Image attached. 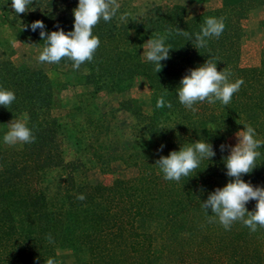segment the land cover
<instances>
[{"label":"trees","instance_id":"obj_1","mask_svg":"<svg viewBox=\"0 0 264 264\" xmlns=\"http://www.w3.org/2000/svg\"><path fill=\"white\" fill-rule=\"evenodd\" d=\"M11 2L0 0L1 16L43 48L40 29L27 27L32 22L43 21L49 33L73 30L72 10L78 0H33L30 11L19 15ZM262 2L242 0L190 17L179 4H157L134 17L120 5L110 22L101 18L93 27L100 45L93 60L81 65L87 70L85 82L93 92L123 93L137 77L145 78L151 114L136 110L130 98L121 100L119 108L133 114L139 139H156L152 150L126 152L122 142L113 144L105 136L111 129L106 113L88 116L75 135H65L54 114L55 87L48 74L17 66L0 50V88L16 97L9 108L0 106V124L22 116L35 137L18 149L0 145V264H46L48 259L65 264L57 256L61 249L84 250L83 264H264V228L251 232L237 221L225 230L218 218L209 222L211 210L201 207L210 192L233 179L224 164L230 153L220 145H227V138L244 125L253 127L255 138L264 142V51L257 65L239 63L241 21ZM121 15L126 16L123 22ZM208 17L222 18L225 29L219 38H209L207 47L196 49L179 30L193 34L194 41ZM160 36L172 49L156 73L155 65L142 58L141 48L147 39ZM208 59L218 71L231 73L229 82L244 83L227 106L197 102L192 112L179 102L176 89L189 69ZM60 63L73 62L62 58ZM160 97L172 107L157 108ZM198 140L210 143L216 155L202 160L191 177L165 180L156 160ZM67 142L79 156L65 159ZM257 151V167L241 178L263 187L264 147ZM114 162L136 168V174L124 175L114 169ZM78 194L86 199L77 200ZM256 203L249 201L247 210L254 211Z\"/></svg>","mask_w":264,"mask_h":264},{"label":"clouds","instance_id":"obj_2","mask_svg":"<svg viewBox=\"0 0 264 264\" xmlns=\"http://www.w3.org/2000/svg\"><path fill=\"white\" fill-rule=\"evenodd\" d=\"M33 0H12L11 8L14 12L24 14L30 11ZM120 5L117 0H78V6L74 8L73 30L65 32L45 30L43 21L36 20L29 26L35 32L40 29V37L45 42L42 52L37 57L40 63H59L62 58L72 61L73 70H79L81 65L93 60L94 53L100 45V40L93 35V27L103 19L110 22L117 15ZM120 21L126 20L125 15L119 17ZM225 29L223 19L208 17L201 26L200 32L194 34L184 30H179V34L194 43L196 49L205 48L208 39L219 38ZM166 37L160 36L156 39H149L143 45V57L146 62L155 65V72L161 71L163 65L161 61L170 58L169 46L165 45ZM231 73L218 71L217 64L213 59H208L203 65L189 69L188 74L180 80V86L176 89L179 102L192 112L197 111L194 104L207 101L214 104L220 101L227 106L234 93L238 92L244 83L242 79L229 82ZM16 99L13 91L0 88V106L9 108ZM172 107L170 102H166L163 97L157 99L156 107ZM237 143L235 146L220 145L223 152L227 149L230 154L224 158L227 169L226 175L231 179L223 188H216L208 194L206 200L201 202V207L212 215L208 217L209 222H218L225 230H230L234 222H241L248 227L251 232L257 230V226L264 228V187L253 186L250 182H245L241 177L250 174L256 166L255 161L260 152L258 148L264 147V142L256 139V130L244 125V130L236 134ZM5 144L14 146L16 144H31L35 137L23 121H11L9 130L3 136ZM163 145L161 146L162 150ZM216 155L213 146L207 141H195L191 146L181 147L179 151H171L168 156H160L155 165L158 166L163 178L167 181L179 182L182 177H191L190 173L196 170L200 162L204 159L211 160ZM77 200L83 201L86 197L83 194L76 196ZM255 200L254 211H248L246 204ZM50 239V238H49ZM46 264H55V261L48 259Z\"/></svg>","mask_w":264,"mask_h":264},{"label":"rangeland","instance_id":"obj_3","mask_svg":"<svg viewBox=\"0 0 264 264\" xmlns=\"http://www.w3.org/2000/svg\"><path fill=\"white\" fill-rule=\"evenodd\" d=\"M165 1V2H164ZM118 4L124 6L128 15L134 17L139 13L146 11L157 4L173 5L170 0H117ZM179 4V3H177ZM184 7L186 12V6ZM187 17L188 15L185 13ZM195 15V14H194ZM133 32V31H132ZM134 33H132L133 35ZM134 37V36H133ZM132 37V38H133ZM147 39L144 44L148 41ZM8 49V52L4 49ZM0 50H4L9 53L10 59L20 67L28 66L31 68H41L46 73L53 75L54 73L66 74L69 71H73L72 65L63 63H40L37 57L42 52L43 47L40 46L34 39L23 36L21 31L17 27L13 26L5 18L1 16L0 12ZM143 46L141 48V55L143 54ZM142 58L144 59L143 55ZM81 70L87 71L85 68L80 67L79 70H74L75 73L81 76ZM51 79V76H49ZM55 84L56 101L54 103V114L60 118V123L63 127L65 135H75V130L86 124L87 117L92 116L94 118L99 117L102 113H106V123L111 128L107 131L105 136L111 138L112 143L116 144L118 141L122 142V146L126 152L131 151H146L152 150L156 146V139L154 137L138 138L135 135L136 125L134 124L135 118L133 114L125 109L119 108V102L128 98L132 99L136 110L145 115H149L152 112L150 103L151 90L147 84V81L143 77H137L132 87L125 90L123 93H111L107 91H100L97 95L93 96L92 92H85V95L81 94V90L77 88H70V93L67 92L68 88L65 87L70 82H61ZM93 89V86L90 84ZM77 90V91H76ZM75 94H74V93ZM89 94V95H88ZM58 98V99H57ZM60 100H64L67 106H59ZM113 109H119L113 111ZM23 121L24 117L17 116L6 123L0 124V145L6 148L18 149L21 148V144L10 146L4 143L3 136L9 130V123L11 121ZM232 133L226 140L227 145L235 146L237 141L236 134ZM137 138V139H136ZM64 146V157L66 160L74 159L79 156V153L75 152V148L72 143L67 142ZM81 148V147H80ZM229 152V151H228ZM230 153V152H229ZM81 156V154H80ZM114 169L121 170L126 176H133L136 174V168L126 167L122 162H114ZM122 166V167H121ZM99 172H94L97 175ZM115 173V172H114ZM92 172L90 173V176ZM92 177V176H91ZM264 187V186H263ZM57 256L65 264H83L86 258V252L84 250H71L61 249L57 251Z\"/></svg>","mask_w":264,"mask_h":264},{"label":"crops","instance_id":"obj_4","mask_svg":"<svg viewBox=\"0 0 264 264\" xmlns=\"http://www.w3.org/2000/svg\"><path fill=\"white\" fill-rule=\"evenodd\" d=\"M172 3H179L186 6V14L194 15L201 13L207 9H214L223 5L237 4L242 0H170ZM165 2V1H164ZM243 35L241 38V53L239 63L241 66H253L257 65L261 58V53L264 51V2L256 4L253 9L249 12L247 18L241 21ZM14 26V25H13ZM6 52L8 49L4 47ZM9 55V53H7ZM87 72V71H86ZM85 71L81 70V76L71 70L66 74L54 73L51 76V81L54 84L61 82H70L65 87L68 88L67 92L70 93V88H77L81 90V94L85 95V92H92V95H97L98 92H93L90 84L85 82ZM55 87V86H54ZM77 91V90H76ZM55 93V92H54ZM74 93V92H73ZM75 94V93H74ZM89 95V94H88ZM54 103L56 97L54 96ZM58 99V98H57ZM59 106H67L64 100H60ZM10 121V120H8ZM6 121V122H8ZM3 122V123H6ZM2 124V123H1Z\"/></svg>","mask_w":264,"mask_h":264}]
</instances>
